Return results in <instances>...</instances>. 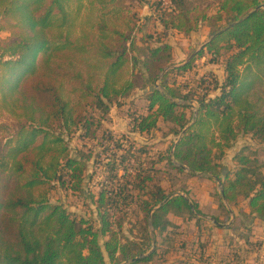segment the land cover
<instances>
[{
  "label": "trees",
  "instance_id": "1",
  "mask_svg": "<svg viewBox=\"0 0 264 264\" xmlns=\"http://www.w3.org/2000/svg\"><path fill=\"white\" fill-rule=\"evenodd\" d=\"M143 1L160 31L136 26L125 0H0V31L11 34L0 40V118L14 122L0 123V264H169L180 226L170 214L197 227L171 264H248L262 247L250 225L264 222L257 151L243 146L226 172L213 155L224 157L241 135L264 144V0H214L206 7ZM203 26L208 41L176 64L168 32L189 36ZM201 59L203 66L222 65V79L211 70L196 80ZM135 91L146 103L124 114L129 132L169 139L156 157L148 155L154 143L96 132L103 115ZM77 134L83 140L73 148ZM97 137L95 152L88 142ZM90 162L92 177L102 180L87 195ZM181 165L190 175L220 180L219 198L230 207L246 201L249 213L235 217L239 223L214 249L202 238L207 220L198 204L187 191L170 194L157 179L163 168L184 172ZM56 188L89 201L94 213L84 217L52 202ZM135 208L147 229L141 240L123 228Z\"/></svg>",
  "mask_w": 264,
  "mask_h": 264
},
{
  "label": "rangeland",
  "instance_id": "2",
  "mask_svg": "<svg viewBox=\"0 0 264 264\" xmlns=\"http://www.w3.org/2000/svg\"><path fill=\"white\" fill-rule=\"evenodd\" d=\"M196 4L202 5L203 7H206L208 4L213 2L214 0H195ZM125 7L128 8L130 11L129 14L135 13L136 16H134L133 23H137L136 26H141L144 23L143 28L147 31L154 32V31H160L162 28L159 26L158 23L154 22L153 19H150V15L152 14V11L149 8L148 4H144L143 0H125ZM209 12H212L213 6H210L208 8ZM78 30V29H77ZM208 31L209 29L205 26L201 27L198 31L192 33L189 36L183 35L181 33H178L177 31H169L168 36L165 38L166 41L172 44L173 46V57L174 62L176 64L178 63H184L187 60H189L192 57V51L199 50L204 43L208 41ZM10 32L8 30H1L0 31V40L7 39L10 36ZM141 36V34L138 35V38ZM1 53V51H0ZM204 59L198 60L196 62V67L199 72L196 73L198 80V77H200V74L206 71H214L216 75L221 76L222 75V66L220 64L214 65V64H208V65H202ZM132 72V65H129L126 69V79L130 77V74ZM194 77V74L190 76V78ZM145 101L142 98V92L141 91H135L130 96H128L124 103L121 104L119 107L116 105H113L112 109L110 111L103 115V121L100 127L97 128L96 132L97 135L101 136L103 128L110 129L116 134H123L125 133L127 136H130L132 139H135L138 143L144 144V143H154V147L151 152L148 153L149 156H157L159 153L164 151L166 148V145L168 144V140L163 141L161 137L160 132H156L153 137L147 136L146 134L140 135L137 133L129 132V125H128V118L126 115L128 112H132L135 110V106L137 110H143L145 107ZM130 107V108H129ZM99 113V111H97ZM102 115V113H101ZM9 123L10 126L14 125L13 121L9 118H0V123ZM1 134V132H0ZM77 134L74 139L72 140V146L75 148L76 146H79L81 139ZM87 141V140H86ZM100 138H95L94 140H90L88 142V147H92L93 145H96L95 152H98L100 149L99 147ZM243 146H248L254 150L257 151L259 162L263 166V172H264V144H260L254 139L250 137V135H241L237 141L234 144V148L228 150L226 152V155L224 157H220V154L218 152H215L213 155V161L219 165L223 170L226 172V170L232 171L234 169V166H232L233 163H230V156L232 153H234L236 150H240ZM112 152H115V149L112 148ZM145 157V154L143 155ZM148 158L147 160H149ZM174 161V160H173ZM175 165H178L177 162L174 161ZM235 165V164H233ZM229 167H231L229 169ZM94 171V168L92 167V163L89 164V172L90 176L92 177V172ZM186 171V172H185ZM184 172L175 171L171 167L163 168L159 173L156 174L157 179H160L161 184L166 188V190L170 194L174 193H182L185 195L184 191L188 192V197L192 199V201L196 202L199 206V209L202 211V213L205 215V220L207 222L203 223L202 227V238L204 241L211 242V249H214L218 243H220L224 237H225V231L223 229H220L215 224L212 223L210 220V217H219L221 225L223 226H230L234 221L236 224L239 223V220H235V218L232 216V213L234 216H239L240 212L242 210L246 209V201L245 200H239V202L234 205L232 208L227 207L219 198L220 193V185L219 181L215 178H213L209 174H196V175H190L187 170ZM90 177L87 178L86 181V194L89 195V193H97L99 190V181L102 180V177L98 175H94L91 180L89 181ZM182 190V191H181ZM169 194V195H170ZM50 200L54 203L60 201L68 205L72 210H75L78 214L84 216V217H90L94 212V205L91 204L89 201H85L84 198H81L79 195H74L72 192H67L62 188H56L52 189L50 193ZM89 202V204H88ZM86 203V204H84ZM136 211H130L127 215V220L124 224V233L130 237V238H138L143 239L145 236V233H147L145 225L141 226L140 221H143V216L139 214V209L135 208ZM232 213L230 212V210ZM170 219L174 221L177 224H180L179 229L175 228L172 230L175 232L172 234L174 237V240L170 246V253L167 255L169 264L175 263L178 261L181 257L178 255V252H181L183 249L179 248V244L184 242L185 239H192V237L195 235L197 231V227L194 223V220L190 218H181L178 216L170 215ZM250 225L255 227L254 231L257 233V237H259L263 245L262 247L257 249L256 254L257 255H250L248 264H264V222L261 220H255L251 219ZM207 227V228H205ZM179 232V233H178ZM178 233V234H177ZM187 237V238H185ZM216 244V245H215ZM210 249V250H211ZM260 254V255H258ZM253 256V257H251ZM153 264H160V262H155Z\"/></svg>",
  "mask_w": 264,
  "mask_h": 264
},
{
  "label": "crops",
  "instance_id": "3",
  "mask_svg": "<svg viewBox=\"0 0 264 264\" xmlns=\"http://www.w3.org/2000/svg\"><path fill=\"white\" fill-rule=\"evenodd\" d=\"M171 44V43H170ZM172 45V44H171ZM203 46V45H202ZM214 65H218V64H214ZM222 66V65H221ZM222 68V75L221 76H219V75H217L218 77H219V79H222V77H223V75H224V70H223V66L221 67ZM214 72V71H213ZM232 148H234V146L232 147ZM231 148V149H232ZM238 152V150H236L234 153H232V155L230 156V163H233V164H235V162L233 161V157H234V155L236 154ZM232 164V166H234L235 167V165H233ZM231 167H229V169H230ZM234 170V169H233ZM220 185V184H219ZM219 189H220V187H219ZM223 203L227 206V207H229V208H232V207H230L229 205H227L226 203H225V201H223ZM230 210V209H229ZM242 211H244V212H246V213H249V209H248V207L246 206V209L245 210H242ZM230 212L232 213V211L230 210ZM171 215V214H170ZM170 215H169V217H170ZM232 216L235 218L236 216H234V214L232 213ZM210 220L212 221V223H214L215 224V226L216 227H218V228H220V229H223L224 231H225V234H228V233H231V230L229 229V227L230 226H223V225H221L220 224V222H215V219L214 218H212V217H210ZM255 220H258V219H255ZM255 228V227H254ZM220 243H222V241L220 242ZM220 243H218V244H220ZM217 244V245H218Z\"/></svg>",
  "mask_w": 264,
  "mask_h": 264
},
{
  "label": "water",
  "instance_id": "4",
  "mask_svg": "<svg viewBox=\"0 0 264 264\" xmlns=\"http://www.w3.org/2000/svg\"><path fill=\"white\" fill-rule=\"evenodd\" d=\"M184 169H186V170H189L188 169V167L187 166H185V165H181ZM197 174H203V173H197ZM219 181V184H220V186H221V181L220 180H218ZM182 195H184V194H182ZM186 196V195H185ZM187 197V196H186ZM225 201V203L228 205V203H227V201L226 200H224ZM142 256H144V255H141L140 257H142Z\"/></svg>",
  "mask_w": 264,
  "mask_h": 264
},
{
  "label": "built area",
  "instance_id": "5",
  "mask_svg": "<svg viewBox=\"0 0 264 264\" xmlns=\"http://www.w3.org/2000/svg\"><path fill=\"white\" fill-rule=\"evenodd\" d=\"M165 2H166V3H168V2H169V0H165Z\"/></svg>",
  "mask_w": 264,
  "mask_h": 264
}]
</instances>
